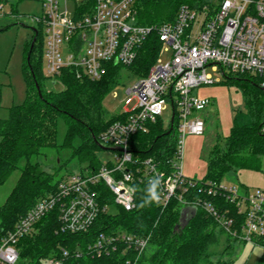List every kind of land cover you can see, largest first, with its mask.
I'll use <instances>...</instances> for the list:
<instances>
[{
    "label": "built area",
    "instance_id": "2783aa9c",
    "mask_svg": "<svg viewBox=\"0 0 264 264\" xmlns=\"http://www.w3.org/2000/svg\"><path fill=\"white\" fill-rule=\"evenodd\" d=\"M69 1L73 2L71 13L67 9ZM136 1L41 0V14L30 17L42 26L46 78L53 85L60 82L65 69L78 78L98 80L110 67L128 68L152 32L169 58L161 62L158 56L147 75L127 88L130 97L118 112L121 118L97 137L111 157L97 170L85 167L62 177L55 191L38 200L0 237V264H19L18 243L36 232L40 220L54 211L60 232L88 233L99 214H109V203H101L98 198L99 183L112 193L110 204L131 211L135 208L134 185L149 183L153 178L160 180L158 204L162 208L176 198L185 219L193 216H189L191 208L195 213L202 209L231 236L260 247L264 253V244L257 240H264V190L240 195L235 187L206 182L197 191L203 189L207 195L224 193L237 214L243 216L237 231L230 211H220L209 199L198 197L192 189L195 180L182 173L184 138L188 134L203 135L201 112L210 103L207 98L193 95L192 90L219 81L207 68L222 76L258 77L264 91V0H196L193 6L180 5L173 21L148 25L137 22ZM4 6L0 3V13ZM168 104L172 106L170 123L176 135L171 157L163 164L154 157L138 158L131 137L147 133ZM261 132L264 135V122ZM149 241L150 235L124 230L100 232L83 247H61L34 264H80L82 258L114 253L121 259L119 264H136Z\"/></svg>",
    "mask_w": 264,
    "mask_h": 264
},
{
    "label": "trees",
    "instance_id": "16d2710c",
    "mask_svg": "<svg viewBox=\"0 0 264 264\" xmlns=\"http://www.w3.org/2000/svg\"><path fill=\"white\" fill-rule=\"evenodd\" d=\"M21 0H0L8 3L10 12L17 14ZM182 4L193 6L196 0H137L136 20L141 25L160 24L173 21L176 11ZM32 40L25 45L26 97L23 103L12 105L8 117L0 118V185L17 168L21 158L27 162L14 187L0 205V237L11 230L16 222L41 198L56 190L60 178L57 173L49 174L41 170L38 163H31L46 147H57V121L62 118L66 125L63 143L60 147L72 149L71 157L87 161L92 170H97L101 162L96 152L102 149L97 137L112 122L121 118L119 113L107 116L103 108L105 95L114 87L119 66L110 67L108 73L98 80L78 78L65 69L60 76V88L49 85L41 72L42 46L44 33L41 24L33 29ZM162 43L152 32L142 46L137 60L129 66L134 74L143 77L155 63ZM240 86L244 103L242 109L235 110L232 126L224 140L223 147L216 143L210 150L206 174L202 180H195L192 187L198 197L209 199L220 210L228 209L234 218L236 229L243 216L226 195L220 191L207 195L203 189L206 182L220 184L225 173L238 170H260L261 157L264 156V135L261 127L264 122V91L259 86L258 77L248 74L228 75ZM40 88V94L36 89ZM77 139V146L73 141ZM176 135L174 125L166 128L158 118L150 124L147 133H137L131 137L133 152L138 158L154 157L163 164L170 158L174 149ZM147 181L134 185L135 208L125 211L118 208L116 214H99L88 233H62L58 230L56 211L40 220L36 232L24 236L19 246V264H34L40 257L57 252L61 247L73 250L92 241L98 233L124 230L136 235H150L148 248L139 256L136 264H233L229 244L221 255L213 251L218 244L217 229L229 239L237 237L225 233L217 222L202 209H197L190 218L181 215L182 205L176 198L170 199L162 208L158 203L144 204ZM101 203H112L113 195L108 188L99 183L96 186ZM219 227V228H218ZM264 244V240H260ZM223 254V255H222ZM214 255L217 256L213 259ZM117 254L101 257H87L80 264H119ZM257 264H264V253Z\"/></svg>",
    "mask_w": 264,
    "mask_h": 264
},
{
    "label": "rangeland",
    "instance_id": "374dc122",
    "mask_svg": "<svg viewBox=\"0 0 264 264\" xmlns=\"http://www.w3.org/2000/svg\"><path fill=\"white\" fill-rule=\"evenodd\" d=\"M67 9L68 13L72 12L73 2H68ZM13 13L10 12L9 4L5 2V6L0 13L1 119L8 117V109L12 105L21 104L25 100V79L27 76L26 70L23 68L25 45L32 40L33 29L37 26L30 17L41 14V0H21L17 5V14L14 15ZM168 58L169 53L160 51L159 59L161 62H165ZM41 72L45 77V86L49 88L50 82H48L45 72L44 43L42 46ZM207 72L219 81L213 84L201 85L192 90L193 95L210 100L206 109L201 112V117L205 121V131L203 135L188 134L183 141L182 173L184 177L192 180L203 179L206 174V165L211 148L216 143L223 147L224 140L232 126L233 114L235 110L242 109L244 103L240 86L235 83L236 81L227 78L230 74L226 73V76H222L212 70L210 66L207 68ZM139 78L141 77L134 74L130 68L118 67L116 84L105 95L102 102L107 116L115 115L122 110L126 100L130 97L126 93L127 88ZM60 87V84H56L55 88ZM171 115L172 106L168 104L161 116L165 128L170 123ZM65 132V122L60 118L57 121L56 144L58 146L43 148L39 155L32 156L28 160L31 163H38L39 168L44 172L57 173L55 179L78 173L88 165L87 161H80L77 157H71V148L60 147ZM77 144V139H75L73 146H77ZM96 156L100 162H104L111 157V152L99 149ZM26 162L27 159L21 158L17 168L0 185V205L14 187ZM220 184L225 187H235L240 195L254 193L258 189L264 190V156L261 157L260 170L238 169L229 171L221 178ZM117 210V207L109 204V214L114 215ZM218 230V244L213 248L216 254L221 255L223 249L229 244V250H232L233 264H257L263 254L260 247L248 242L234 241L232 237L228 239L224 233H220ZM219 255H214L213 259H216Z\"/></svg>",
    "mask_w": 264,
    "mask_h": 264
},
{
    "label": "clouds",
    "instance_id": "9594fccd",
    "mask_svg": "<svg viewBox=\"0 0 264 264\" xmlns=\"http://www.w3.org/2000/svg\"><path fill=\"white\" fill-rule=\"evenodd\" d=\"M160 185V180L158 178H153L150 180L149 185L146 189V197L143 201L144 204L158 203L159 202V192L158 188Z\"/></svg>",
    "mask_w": 264,
    "mask_h": 264
},
{
    "label": "water",
    "instance_id": "95a60500",
    "mask_svg": "<svg viewBox=\"0 0 264 264\" xmlns=\"http://www.w3.org/2000/svg\"><path fill=\"white\" fill-rule=\"evenodd\" d=\"M36 89H37L38 93L40 94V88H39V86H38L37 83H36ZM102 148H103V147H102ZM188 212L190 213L189 216H192V215H194V213H195V209H194V208H191L190 210H188ZM180 216H182V210H181V215H180Z\"/></svg>",
    "mask_w": 264,
    "mask_h": 264
}]
</instances>
